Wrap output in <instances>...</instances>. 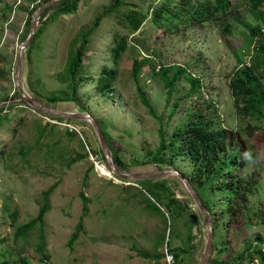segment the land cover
<instances>
[{
	"label": "rangeland",
	"instance_id": "374dc122",
	"mask_svg": "<svg viewBox=\"0 0 264 264\" xmlns=\"http://www.w3.org/2000/svg\"><path fill=\"white\" fill-rule=\"evenodd\" d=\"M166 1L170 17L151 23L152 9ZM211 1L71 0L75 10L65 13H59L62 4L57 1L44 11L38 25L40 36L21 52L19 84L48 107L90 112L127 166V170L116 167L123 172L175 168L191 184L192 169L200 163H192L184 151L165 149L158 161L152 159L161 133L169 139L175 129L194 120L227 128L235 141L244 142V173L251 176L254 186L245 208L234 215L229 209L237 208L238 200L225 210V196L219 191L213 194L214 220L219 218L222 224L215 226V248L208 261L250 264L244 253L253 244L257 251H252L250 259L258 263L251 264H263L256 252L264 254L259 221L264 213V106L259 107L262 117L243 109L242 97L231 92L229 79L236 70L250 66L252 49L261 41L264 44V20H258L246 2L231 0L237 9L227 16L231 32L223 37L220 18L203 22L192 18L196 9ZM42 2L0 0V97L17 94L12 81L16 48L30 33L34 11L31 14L29 9L34 3L35 10ZM139 13L146 18L132 34L127 24ZM241 23L259 26L261 34L251 37ZM114 40L125 41L126 46L118 57L112 84L105 88L97 85V77L104 66H112ZM81 45L83 64L76 75L74 99L57 100L70 96L67 65ZM144 61L156 67L179 66L186 72L169 84L148 63L133 73ZM187 73L199 79L198 89L190 95ZM252 73L264 86V71ZM168 85H172L170 91ZM71 129L76 133H70ZM100 152L97 135L85 120L43 115L23 101L0 105V264L198 263L205 229L178 177L154 178L166 181L176 197L187 202L188 210L175 217L176 232L168 235L162 219L145 207V195L135 180L101 174L97 165L108 166ZM44 202L42 221L24 238L15 237L19 226L34 219ZM79 222L82 230L69 247ZM173 248L181 250L175 252L181 253L178 258L168 251ZM165 250L170 253L167 258Z\"/></svg>",
	"mask_w": 264,
	"mask_h": 264
},
{
	"label": "trees",
	"instance_id": "16d2710c",
	"mask_svg": "<svg viewBox=\"0 0 264 264\" xmlns=\"http://www.w3.org/2000/svg\"><path fill=\"white\" fill-rule=\"evenodd\" d=\"M46 0H43V2ZM73 1V0H72ZM246 2L248 4L250 11L257 16L258 20H264V0H239V3ZM62 4L58 11L59 13L71 12L75 10L74 5L76 3H71V0H60L57 4ZM238 3V5H239ZM166 5V6H165ZM237 5V7H238ZM51 6V5H50ZM47 7V8H50ZM37 5L34 6L36 8ZM260 7L262 8L260 10ZM46 8V9H47ZM169 4L166 3L156 7L153 10L151 23L155 24L158 22H164L166 18L170 17ZM236 3L232 4L231 0H212L207 4H202V7L195 10V14L192 17L193 20L197 22L203 21H216L218 18L223 22L220 23L219 34L223 37L230 35V25L227 23V16L232 15L235 11ZM237 9V8H236ZM151 10V11H152ZM184 11V9L182 8ZM219 10V14H214L215 11ZM34 10L29 9V12L32 14ZM45 16V12L42 17ZM146 16L139 13L134 16L132 20L127 24L128 28L131 30L132 34H135L142 23L144 22ZM42 21V20H41ZM242 26L249 31L251 37H256L261 34V29L259 26L254 28L248 26L245 23H241ZM29 28V25H28ZM41 30L38 29L34 41L40 36ZM28 36H23L22 40ZM122 39V37H120ZM33 41V42H34ZM114 47L111 50V67H105L102 69V72L97 77V85H101L105 88H108L112 84L113 76L115 74L116 63L119 55L125 50V41L118 43L114 40ZM31 47V46H30ZM83 45L77 49V51L71 55L70 60L67 65V72L69 76L70 84V96L63 95L62 97H57V100H67L74 99L75 92L77 90V81L76 75L79 73V69L82 68V56L84 54ZM252 60L250 66L240 68L236 70L232 77L229 79V85L231 87V92L236 96L242 97L243 109H247L250 113H256V117H262L260 112V106H264V86L257 81L253 76V70L261 68V71H264V44L259 42L256 48L252 49ZM150 61H144L140 63L138 67L133 70V73H139L141 66L145 63L149 64ZM152 70L157 69V73L164 76V79L168 84L176 80L180 74L185 73L186 71L175 65L170 66H158L154 64H149ZM169 71V72H167ZM170 73V75H168ZM238 77L239 79H235ZM186 78L189 81L188 93L195 92L199 87V79L189 73L186 74ZM172 89V85H168V91ZM140 98L143 103L149 105L146 97L143 94H140ZM176 102V100H175ZM174 102V104H175ZM149 110H151L149 108ZM213 122L209 120H197L192 121L189 124H185L179 129H175L172 132V136L169 139L164 138L163 133H161L162 138L160 143L156 148L155 154L152 156V159L155 161L159 160V153L165 149H173L177 147V150H182L187 153L192 160V163H200L198 166L192 169L193 178L191 180V185L198 195L201 203L209 212L211 221H212V232L214 234L215 226L222 224V220L215 222L214 217L216 215L215 210L212 211L214 203L213 194L219 191L222 193L220 196H225L227 199L225 201V210L229 209L230 202L233 200H238L234 209H229L230 213L233 215L236 211L244 209L247 205V196L251 189L254 186V182L251 181V176H246L244 173V168L247 163V158L245 157V146L244 142L239 144L240 140L235 141L231 132L228 131L225 127L213 126ZM103 132V131H102ZM70 133H76L75 130H70ZM105 135V133H104ZM238 137V136H237ZM107 140V139H106ZM111 152L112 162L115 167L120 169L127 170L125 163H122L118 155L115 154L112 147L109 145ZM236 144L235 148L233 147ZM102 158L104 155L102 152ZM161 160L157 163H160ZM183 174V173H182ZM184 175V174H183ZM141 188L142 193L145 195V207L155 213L158 217L162 219L164 226L168 235L175 233L174 220L175 217H179L180 213L188 210L186 201L179 200L176 197L172 188L164 180H155L152 179H142L135 180ZM192 182L195 184L193 185ZM47 194V191L45 192ZM44 194V195H45ZM84 202L87 201V198L83 194ZM163 208V209H162ZM186 208V210H184ZM232 208V207H231ZM46 210V203L44 202L42 207L38 211V215L19 226L15 232V237L24 238L26 232H28L36 222H41ZM84 212L87 210L86 204L83 205ZM232 210V211H231ZM259 221L263 225L264 231V213L260 216ZM218 229V228H217ZM82 230L81 222L78 223L76 231L72 234L71 238L68 241L69 247L77 240L79 232ZM187 239V238H185ZM250 247V245H249ZM215 248L212 243V250ZM171 254H174L175 258L181 254L175 253L176 251H181L180 249H168ZM184 253V252H182ZM259 256L261 263L264 264V257L256 252ZM144 258H148L147 255H142ZM242 258V257H241ZM243 260H246L242 258ZM211 264V261H208V264ZM19 264H24L19 262Z\"/></svg>",
	"mask_w": 264,
	"mask_h": 264
},
{
	"label": "water",
	"instance_id": "95a60500",
	"mask_svg": "<svg viewBox=\"0 0 264 264\" xmlns=\"http://www.w3.org/2000/svg\"><path fill=\"white\" fill-rule=\"evenodd\" d=\"M57 1H60V0H46L35 8L33 16H32V20H31L30 33L28 37L24 38L17 45V48H16V54H15V59H14V64H13V71H12V74H13L12 81H13L14 88H16L17 94L9 96L5 99H0V105L6 104L12 101H23L26 105L31 107L33 110L38 111V113L43 114V115H52V117H63V118L85 120L89 122L92 125L97 135L101 151L104 155L107 166L109 168L110 177H118V178L130 181V180L152 179V178L164 177L166 175L177 176L180 182L183 184L185 190L188 192L189 196L191 197L197 211L199 212V215L202 219L204 229H205V244H204L202 255L200 259L198 260L197 264H208V259L212 251V242H213L212 221H211L209 212L203 206L198 195L194 191L193 187L187 181V179L182 173H180L175 168H158V169H154L151 171L136 172V173L123 172V171L117 170L112 162L111 152L108 146V142L101 128L99 127L97 121L92 117L90 112L86 110L62 111V110H57V109L48 107L44 105L42 102H40L39 100H36L28 92H25L20 86L19 73H20L21 52L25 50L26 48H29L32 42L34 41L35 34L38 30L39 22L42 20V15L44 11L46 10V8Z\"/></svg>",
	"mask_w": 264,
	"mask_h": 264
},
{
	"label": "clouds",
	"instance_id": "9594fccd",
	"mask_svg": "<svg viewBox=\"0 0 264 264\" xmlns=\"http://www.w3.org/2000/svg\"><path fill=\"white\" fill-rule=\"evenodd\" d=\"M249 245H250V247L248 246L247 250H246L245 253H244V256H245V257H248L247 262H250V264H251V263H258L257 260H255V259H250V256H251L252 251H257V250H256V248L253 246V244H249ZM259 254H260V253H259ZM260 255H262V256L264 257V254H260ZM248 260H250V261H248Z\"/></svg>",
	"mask_w": 264,
	"mask_h": 264
},
{
	"label": "bare ground",
	"instance_id": "6f19581e",
	"mask_svg": "<svg viewBox=\"0 0 264 264\" xmlns=\"http://www.w3.org/2000/svg\"><path fill=\"white\" fill-rule=\"evenodd\" d=\"M97 168L99 169L102 175L110 177V172L108 168H106L105 166H101V165L99 166L97 165Z\"/></svg>",
	"mask_w": 264,
	"mask_h": 264
},
{
	"label": "built area",
	"instance_id": "2783aa9c",
	"mask_svg": "<svg viewBox=\"0 0 264 264\" xmlns=\"http://www.w3.org/2000/svg\"><path fill=\"white\" fill-rule=\"evenodd\" d=\"M33 5H34V3H33ZM33 5H32V7H33ZM3 111H4V110H3ZM71 130H75V129H71ZM164 255H165V258H167V257L170 255V253H169L167 250H165ZM166 263H167V264H175L173 260H171V261H170V260H169V261L166 260Z\"/></svg>",
	"mask_w": 264,
	"mask_h": 264
},
{
	"label": "crops",
	"instance_id": "0c3cea01",
	"mask_svg": "<svg viewBox=\"0 0 264 264\" xmlns=\"http://www.w3.org/2000/svg\"><path fill=\"white\" fill-rule=\"evenodd\" d=\"M31 8H32V7H31ZM31 8H30V9H31ZM30 25H31V24H30ZM9 96H12V95H7V94H5L4 96H1L0 99H5V98H7V97H9Z\"/></svg>",
	"mask_w": 264,
	"mask_h": 264
}]
</instances>
